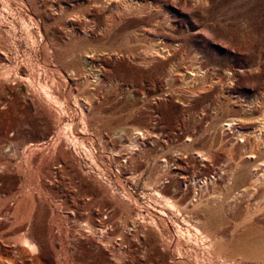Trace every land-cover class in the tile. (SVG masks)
<instances>
[{
    "label": "rangeland",
    "instance_id": "374dc122",
    "mask_svg": "<svg viewBox=\"0 0 264 264\" xmlns=\"http://www.w3.org/2000/svg\"><path fill=\"white\" fill-rule=\"evenodd\" d=\"M0 34V264H264V0H0Z\"/></svg>",
    "mask_w": 264,
    "mask_h": 264
},
{
    "label": "bare ground",
    "instance_id": "6f19581e",
    "mask_svg": "<svg viewBox=\"0 0 264 264\" xmlns=\"http://www.w3.org/2000/svg\"><path fill=\"white\" fill-rule=\"evenodd\" d=\"M3 2V1H2ZM9 5V4H8ZM5 7V6H4ZM2 18H3V16H2ZM1 35V34H0ZM3 42H5V40L3 41ZM2 43V42H1ZM45 87V86H44ZM47 89V88H46ZM48 91V90H47ZM234 120V119H233ZM263 120V119H262ZM231 122H232V120H229V121H227L226 123H225V125H231ZM263 123H264V120L261 122V124H262V127H263ZM234 124V123H233ZM228 126V127H229ZM261 126V125H260ZM259 127V126H258ZM261 128V127H260ZM264 128V127H263ZM262 128V129H263ZM260 130V129H259ZM139 134V132H137V135ZM140 135V134H139ZM257 135V134H256ZM142 136V135H141ZM136 139V138H135ZM140 140V139H139ZM260 140V139H259ZM262 141V140H261ZM138 142V141H137ZM261 145V144H260ZM130 146V145H129ZM139 146V145H138ZM263 147V146H262ZM58 149V148H57ZM33 150V149H32ZM35 150V149H34ZM36 150H37V148H36ZM27 160V159H26ZM33 161V160H32ZM31 162V161H30ZM24 163V162H23ZM27 167H29V166H27ZM33 168V167H32ZM260 179V178H259ZM257 183V182H256ZM247 190V189H246ZM161 195V194H160ZM170 199V198H169ZM21 200V199H20ZM209 203V202H208ZM174 205V204H173ZM177 205V204H176ZM19 206V205H18ZM16 208V207H15ZM175 211V210H174ZM154 213V212H153ZM5 215V214H4ZM6 215H8V214H6ZM11 215H13V214H11ZM24 216V215H23ZM152 216V215H151ZM160 216H161V214H160ZM160 216H158V218L160 217ZM164 216V215H163ZM162 216V217H163ZM13 217V216H12ZM15 217V216H14ZM161 217V218H162ZM23 218V217H22ZM140 218V217H139ZM150 218V217H149ZM160 218V219H161ZM164 219V218H163ZM154 220V219H153ZM162 220V219H161ZM165 220V219H164ZM155 222V221H154ZM163 222V221H162ZM190 222V221H189ZM192 223V222H191ZM166 227V226H165ZM170 227V226H169ZM200 228V227H199ZM157 229V228H156ZM160 232V231H159ZM208 233V232H207ZM27 236V235H26ZM206 236V235H205ZM106 238V237H105ZM221 240V239H220ZM226 241V240H225ZM31 242H32V240H31ZM169 242V241H168ZM167 242V243H168ZM188 242H190V241H188ZM208 243V242H207ZM220 243V242H219ZM178 244V243H177ZM176 244V245H177ZM171 245V244H170ZM182 245V244H181ZM223 245V244H222ZM178 246V245H177ZM176 246V247H177ZM25 247V246H24ZM39 248V247H38ZM219 248H221V247H219ZM218 249V248H217ZM223 250V249H222ZM27 251V250H26ZM176 251V250H175ZM174 251V252H175ZM218 251V250H217ZM214 252V251H213ZM184 254V253H183ZM183 256V255H182ZM219 256V255H218ZM224 257V256H223ZM174 258V257H173ZM229 258V257H228ZM176 259H178V258H176ZM187 259V258H186ZM222 259H224V258H222ZM179 260V259H178ZM178 260H176V261H178ZM232 260V259H231ZM175 261V259L173 260V262ZM184 261V260H183ZM181 262V261H180ZM188 262V261H187ZM175 263V262H174ZM182 263V262H181ZM222 263V262H221ZM233 263V262H232ZM176 264H180V263H176ZM227 264H229V263H227Z\"/></svg>",
    "mask_w": 264,
    "mask_h": 264
}]
</instances>
